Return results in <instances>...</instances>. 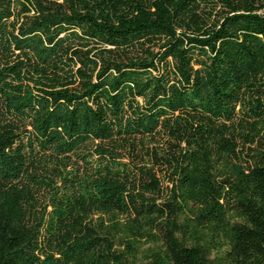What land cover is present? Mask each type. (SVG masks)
I'll return each instance as SVG.
<instances>
[{"label": "trees", "instance_id": "1", "mask_svg": "<svg viewBox=\"0 0 264 264\" xmlns=\"http://www.w3.org/2000/svg\"><path fill=\"white\" fill-rule=\"evenodd\" d=\"M0 264H264V0H0Z\"/></svg>", "mask_w": 264, "mask_h": 264}]
</instances>
